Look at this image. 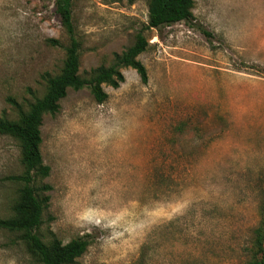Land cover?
I'll list each match as a JSON object with an SVG mask.
<instances>
[{"label": "rangeland", "instance_id": "obj_1", "mask_svg": "<svg viewBox=\"0 0 264 264\" xmlns=\"http://www.w3.org/2000/svg\"><path fill=\"white\" fill-rule=\"evenodd\" d=\"M150 2L71 0L79 74L141 31L148 80L123 68L103 103L69 90L43 116L38 234L86 238L73 264H264V0H193L191 23L160 30L145 29ZM68 44L55 0H0V117L18 119L8 99L26 112L43 96ZM23 170L19 141L0 134V219L20 188L4 179ZM0 264L39 263L0 228Z\"/></svg>", "mask_w": 264, "mask_h": 264}, {"label": "trees", "instance_id": "obj_2", "mask_svg": "<svg viewBox=\"0 0 264 264\" xmlns=\"http://www.w3.org/2000/svg\"><path fill=\"white\" fill-rule=\"evenodd\" d=\"M193 0H151L148 7V21L145 29L160 30L162 27L176 23H191ZM56 13L61 19V24L66 31L69 44L65 48V58L58 74L44 73L41 79L45 83V92L41 98H36L26 112L12 99H8L18 111V119L15 121L0 117V134L10 135L20 143L21 164L23 173L8 176L4 180L19 184L17 198L11 207V216L0 219V228L17 233L19 240L25 245L27 252L39 264H73L89 246L86 238H76L63 244L52 237L49 243L43 242L38 230L42 225V215L49 201V185L36 187V179H44L49 175L50 168L43 163L40 145L41 124L45 114L54 115L59 109V102L67 95L69 90L79 91L88 88L94 100L101 104L107 99L103 90L104 86L118 88L124 81L121 69L130 68L140 78L142 84H146L147 70L137 59L146 51L148 42L140 31L135 35L134 42L120 54L114 55V61L110 66L93 69L89 77L79 74V50L71 23V0H55ZM206 37L209 33L201 30ZM58 44L57 41H50ZM264 231V228H263ZM257 240L258 247L261 240ZM254 264H262L255 261Z\"/></svg>", "mask_w": 264, "mask_h": 264}]
</instances>
